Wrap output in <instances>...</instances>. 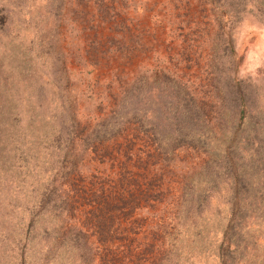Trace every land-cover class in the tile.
I'll return each instance as SVG.
<instances>
[{"label": "rangeland", "instance_id": "374dc122", "mask_svg": "<svg viewBox=\"0 0 264 264\" xmlns=\"http://www.w3.org/2000/svg\"><path fill=\"white\" fill-rule=\"evenodd\" d=\"M252 9L221 22L200 0H0V264H264V11ZM189 33L199 42L180 56ZM147 56L151 76L171 66L205 92L217 71L245 95L231 245L229 171L201 208L175 213L208 158L183 147L164 161L140 139L132 146L131 116L114 126L112 72ZM216 101L213 92L211 126L233 133ZM155 176L159 200L134 210Z\"/></svg>", "mask_w": 264, "mask_h": 264}, {"label": "trees", "instance_id": "16d2710c", "mask_svg": "<svg viewBox=\"0 0 264 264\" xmlns=\"http://www.w3.org/2000/svg\"><path fill=\"white\" fill-rule=\"evenodd\" d=\"M176 1H183L186 5L189 3V0ZM200 3L204 6H208L215 20H220L221 22L224 18L232 19V21L240 19L243 11H247V8L249 11L253 10V4L257 6L259 11H264V0H200ZM158 18H161V15H158ZM186 38L188 39H185L184 42H188L186 44L187 47L184 46V52H181L180 56H183L185 53L192 56L191 52H194L196 45L188 41L190 38H196L195 42H199V38H197L196 34L189 33L186 35ZM232 50L235 52L234 46H232ZM125 52L127 56H132V47H128ZM195 52L197 53L196 50ZM177 56H179V54ZM150 60L151 56H147L143 60L141 59V62H139L141 67L130 69L127 71L128 73L126 70H113L112 73H117L112 75V77H110L111 79H109L111 80L110 84L114 86L115 90L114 99L112 100L116 101L113 102L115 105L112 107V113L116 119L114 126L120 127V121L125 119V116H131L132 120L129 119L126 122L130 124L131 129L136 133H134L132 139L135 140L132 146H135L137 144L135 143L136 140L140 139V141L146 143L145 145H147L149 149H152L151 151H154L163 158L165 157L164 161L169 160L168 158L177 156L179 150L183 147L192 148L193 150L198 149L208 158L206 163H204L206 166L202 167L205 179L189 177L188 181L180 188V193L177 194L178 197L175 196L177 198L174 207L175 213L185 210L188 211L190 206L201 208L206 199H209L212 195V191L219 190L221 187L220 177L223 175L222 173L227 172V170L229 171L231 180H229L230 183L228 185L230 186L228 203L232 205L233 217L231 219V224L228 229L225 230L224 234L226 241L231 245V243L235 241L233 238L235 235L231 233V230L234 227V219L239 213L238 207H240L241 200V172L237 166L234 167L233 165L237 163L236 154L239 152V135H237V133L239 132L245 116V95L241 91H234L232 93L227 91V84L217 71H213L212 79L214 81L212 84L210 83L212 89L205 92H199L198 89H195L191 79V73L188 74V76H186L187 74L183 75L178 73V71L171 66H162L160 69L155 68L151 71V76L148 74L152 64ZM184 61L190 62V59L187 58L184 59ZM142 64L144 65L142 66ZM98 69L99 67H95V70ZM189 69H191L190 63ZM99 78L100 77L97 76L98 80ZM115 82L116 85L114 84ZM150 83L152 84L150 85ZM213 92H215L219 100V102L216 101L215 103L218 107L222 108V112L223 110L225 111L224 116L228 117L226 122H233V125H235V131L233 133L224 130L220 122L217 123L219 131H216L211 126V124L214 123L210 115L213 112L212 106H210ZM231 95L232 97L228 100L227 98ZM118 96L120 99L117 101ZM234 102L236 104H234ZM227 104L229 108L226 107ZM151 105H153V108ZM230 114L231 119L229 117ZM218 115L220 119L224 117L222 113ZM130 126L127 125L128 128H130ZM218 134L219 138L217 140ZM201 145H203L204 151L200 148ZM134 148H130L129 151H126L125 155L129 157L132 156L130 151H133ZM151 151L149 152L150 154ZM150 156L152 155H149V157ZM217 162H221V165ZM170 163V161L161 163V170L165 171ZM146 169H148L147 163L143 172L140 173L145 176V182H147L146 179H149L148 173H145ZM155 180L156 176L154 179L150 178L148 187L145 190L140 189L143 199L145 200L143 205H141L139 201L135 202V199L131 200L134 210H136V208L149 206L152 200L158 199L159 194L163 193L162 185L158 188V191H156L154 187L156 183ZM132 181H134V185H138L141 180L134 179ZM139 185L142 186L143 183L141 182ZM153 191H155L156 195L152 194ZM42 204H46V201ZM115 204L110 203V206H115ZM108 205L109 203L106 201V206ZM123 206L120 208H123ZM179 216L180 215H178V217ZM223 258L224 261H222V263L229 264L227 256L224 255Z\"/></svg>", "mask_w": 264, "mask_h": 264}]
</instances>
